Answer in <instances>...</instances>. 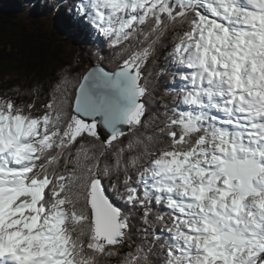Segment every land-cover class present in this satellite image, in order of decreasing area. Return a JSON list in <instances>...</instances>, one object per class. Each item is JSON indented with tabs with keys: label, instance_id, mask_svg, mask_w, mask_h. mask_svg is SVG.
Instances as JSON below:
<instances>
[{
	"label": "snow or ice",
	"instance_id": "obj_1",
	"mask_svg": "<svg viewBox=\"0 0 264 264\" xmlns=\"http://www.w3.org/2000/svg\"><path fill=\"white\" fill-rule=\"evenodd\" d=\"M70 11L96 62L0 96V264H264V0Z\"/></svg>",
	"mask_w": 264,
	"mask_h": 264
},
{
	"label": "trees",
	"instance_id": "obj_2",
	"mask_svg": "<svg viewBox=\"0 0 264 264\" xmlns=\"http://www.w3.org/2000/svg\"><path fill=\"white\" fill-rule=\"evenodd\" d=\"M74 3V0H0V96L12 95L17 103L34 101L40 108L50 98L49 85L58 78L64 65L79 59L83 71L90 62H96V42L86 29L72 27L70 9ZM102 54L109 55L107 46ZM165 54L161 49L157 63L151 65L156 72L164 67ZM153 83L156 95L163 96L165 87L172 84L171 74L154 76ZM17 86L21 95L11 91ZM165 99L170 101L171 97ZM159 104L157 100L156 106Z\"/></svg>",
	"mask_w": 264,
	"mask_h": 264
},
{
	"label": "water",
	"instance_id": "obj_3",
	"mask_svg": "<svg viewBox=\"0 0 264 264\" xmlns=\"http://www.w3.org/2000/svg\"><path fill=\"white\" fill-rule=\"evenodd\" d=\"M91 63H93V62H91ZM94 64V63H93Z\"/></svg>",
	"mask_w": 264,
	"mask_h": 264
},
{
	"label": "bare ground",
	"instance_id": "obj_4",
	"mask_svg": "<svg viewBox=\"0 0 264 264\" xmlns=\"http://www.w3.org/2000/svg\"><path fill=\"white\" fill-rule=\"evenodd\" d=\"M75 1V0H74Z\"/></svg>",
	"mask_w": 264,
	"mask_h": 264
}]
</instances>
